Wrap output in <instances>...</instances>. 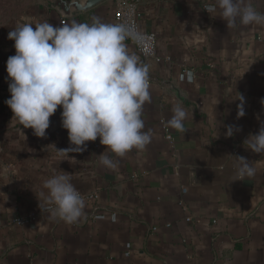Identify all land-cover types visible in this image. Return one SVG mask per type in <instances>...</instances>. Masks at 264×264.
Here are the masks:
<instances>
[{
	"label": "crops",
	"instance_id": "obj_1",
	"mask_svg": "<svg viewBox=\"0 0 264 264\" xmlns=\"http://www.w3.org/2000/svg\"><path fill=\"white\" fill-rule=\"evenodd\" d=\"M55 1L29 0L18 25L115 24L123 2H138L141 30L156 34L162 58L144 62L125 41L153 81L142 112L151 142L123 158L106 153L119 161L115 170L100 163L99 137L83 152L59 154L72 147L62 126L44 139L12 120L5 101L14 28L1 35L0 264H264V154L244 144L264 123V24L228 29L205 10L215 0H107L71 17ZM249 2L264 13V0ZM174 106L188 114L184 131L168 126ZM236 156L254 164V176L236 180ZM62 172L82 196H96L71 224L50 216L40 195Z\"/></svg>",
	"mask_w": 264,
	"mask_h": 264
},
{
	"label": "clouds",
	"instance_id": "obj_2",
	"mask_svg": "<svg viewBox=\"0 0 264 264\" xmlns=\"http://www.w3.org/2000/svg\"><path fill=\"white\" fill-rule=\"evenodd\" d=\"M205 10L226 21L227 28L264 24V13L249 0H215ZM14 41L15 55L6 62L11 96L5 101L13 119L30 128L37 137H45L50 117L62 108V127L68 131L72 147L57 149L59 154L83 152L89 141L106 146L99 155L101 165L115 170L119 161L133 149L143 150L151 142V130L145 131L143 107L151 101L149 68L130 53L126 39L143 45L145 37L133 26L104 23L95 17L91 24L72 21L54 27L48 21L24 23L8 33ZM146 51V49H145ZM238 118L245 115L243 97ZM264 103V101H262ZM168 126L184 131L187 112L174 106ZM234 130L228 126L226 135ZM247 149L264 154V123L256 134L244 141ZM236 180L255 175L256 168L243 156H236ZM234 180V181H236ZM41 192L53 218L76 222L83 214L85 201L71 183V175L62 172L45 180ZM55 205V207H51ZM39 207L42 210L39 199Z\"/></svg>",
	"mask_w": 264,
	"mask_h": 264
},
{
	"label": "built area",
	"instance_id": "obj_3",
	"mask_svg": "<svg viewBox=\"0 0 264 264\" xmlns=\"http://www.w3.org/2000/svg\"><path fill=\"white\" fill-rule=\"evenodd\" d=\"M140 17L141 16L139 12L138 2L126 1L121 4L115 14V24L123 23L125 25L133 26L138 32H140L145 37L143 45L136 42L132 38L126 39L135 47L142 61L147 62L149 59H155L157 62H161L162 58L158 55L157 52V36L152 32H144L141 30ZM143 65H146V63H144ZM148 77L149 83L151 84L153 81L150 77V70L148 73ZM166 138L171 142L174 140L170 130L168 129L166 130ZM82 198L84 201H89L95 200L96 196H82ZM17 223L24 225L27 223V221L21 219L18 220Z\"/></svg>",
	"mask_w": 264,
	"mask_h": 264
},
{
	"label": "water",
	"instance_id": "obj_4",
	"mask_svg": "<svg viewBox=\"0 0 264 264\" xmlns=\"http://www.w3.org/2000/svg\"><path fill=\"white\" fill-rule=\"evenodd\" d=\"M106 1L107 0H56L55 6L60 9L64 16L71 17L75 13L88 11ZM169 86L176 97L183 99L178 88H175L171 83ZM61 126V116L57 111L52 117H50V127L46 130V136L43 138L46 139L55 135L60 130Z\"/></svg>",
	"mask_w": 264,
	"mask_h": 264
},
{
	"label": "rangeland",
	"instance_id": "obj_5",
	"mask_svg": "<svg viewBox=\"0 0 264 264\" xmlns=\"http://www.w3.org/2000/svg\"><path fill=\"white\" fill-rule=\"evenodd\" d=\"M29 0H0V37L18 26L25 16ZM4 103L0 99V106Z\"/></svg>",
	"mask_w": 264,
	"mask_h": 264
}]
</instances>
